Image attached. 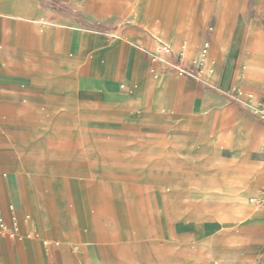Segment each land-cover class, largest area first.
I'll return each instance as SVG.
<instances>
[{"label":"rangeland","instance_id":"obj_1","mask_svg":"<svg viewBox=\"0 0 264 264\" xmlns=\"http://www.w3.org/2000/svg\"><path fill=\"white\" fill-rule=\"evenodd\" d=\"M134 3L135 0H29L26 4L29 12L40 19L79 33L101 32L110 45L126 40L134 43V36L123 33L124 26L131 24L128 15L136 13ZM135 48L142 51L139 45ZM168 48L165 51L160 46L154 52L150 49L144 65L149 73L190 82L191 87L180 98L198 100L195 115L209 109L223 110L227 115L220 121L221 128L227 132L235 115L225 107L232 105L264 129L259 112L264 109V100L238 86L225 87L230 73L222 78L225 82L211 86L215 73L210 71L200 49L186 56L182 44L177 54ZM71 51H76L75 44ZM91 55V51L84 53L73 69L76 73L67 72L66 66H55L48 75L51 84L42 86L37 82L31 88L40 90V97L32 95L29 101L26 89L12 91L19 95L20 105L9 108L12 112L18 110V114L13 124L4 126L8 141L0 143V174L8 178L19 198L16 203L9 202L0 179V202L8 205V213L4 206L7 229L0 227L1 264L9 239H15L28 257L34 258L36 252L41 255L37 256L38 264H264V209L247 213L238 208L245 202L258 205L251 198L264 185V178L257 186L254 179L246 180L241 188L246 200L240 194L241 200L208 192L207 179L212 169L205 168L206 156L200 157L196 172H188L190 179L158 175L151 163L140 164L148 147L159 142L172 148L194 141L202 121L199 116L177 118L167 109L158 114L136 111L126 103L135 88L125 79L117 78L115 87L108 89L94 85V75L87 72ZM73 56L67 53L65 58ZM193 59L202 60L204 69L195 68ZM176 64L182 65L186 73L179 74ZM237 75L235 79L239 80ZM62 83L71 85L64 89ZM215 93L223 97L222 103L211 100ZM234 125L239 126V133H252L241 121ZM219 131L211 127L209 133H201L199 143L206 146L212 139L219 144ZM217 144L209 150L218 151V157L225 162L264 160L263 152L250 155L246 137L239 139L237 147L241 152ZM96 145L99 148L91 151ZM136 145L144 149L138 150ZM192 147L187 148L188 152ZM179 154L187 165V153ZM212 167L216 173L218 167ZM182 170V176L186 175ZM215 173L212 180L218 179ZM15 223L17 233L9 236ZM202 244L208 251L207 260L199 257L195 248ZM13 246L12 252L17 253L15 243Z\"/></svg>","mask_w":264,"mask_h":264},{"label":"crops","instance_id":"obj_2","mask_svg":"<svg viewBox=\"0 0 264 264\" xmlns=\"http://www.w3.org/2000/svg\"><path fill=\"white\" fill-rule=\"evenodd\" d=\"M123 1L128 2V0ZM28 2L29 0H0V11H2V13L0 12V120L7 116L5 121H0L3 123L0 129V143L8 141L5 140L4 126L13 124V121L16 120L15 116L18 114V110H16L17 112L10 110L20 105L17 102L19 95L13 94L12 91L26 89L29 101L32 95L40 97V90L31 89L34 88V84L37 82L41 85L51 84L48 75L54 72L52 69H55V66L57 69L66 66L67 72L76 73L73 72V69L77 68L80 58L84 53L91 51L94 55L90 56L87 72L94 75L96 87L104 89L115 87L116 79L122 78L129 84H133L135 88V91H131V95L126 98V103L136 111L158 114L167 109L169 113L179 116L177 118L181 119L180 116L183 115L199 116L202 121V129L194 141L182 147L172 148H167L159 142L157 145L148 147L149 149L139 163H151L153 169L158 171V175L173 177L182 174L172 168V152L187 153L190 162L184 167V170L190 168L191 170L188 172H196L200 157L206 156L208 162L205 168L212 169V173L207 179L208 183L213 179L216 170L209 167L208 163L210 159L218 157V151H210L208 147L199 143V140H201V133H209L211 127L222 130L220 121L227 113L223 110L209 109L203 115H195L198 100H182L183 98H180L191 87V83L172 75L149 73L143 61H147L146 52L150 53V49L154 52L164 44L171 48L172 54L179 53L176 49L181 44L182 46L187 44L186 56H189L191 52L200 49L203 41H209V50L204 56H206L212 72L214 70L215 73V79L213 82L210 81V85L216 86L225 82L222 78L225 73H230L227 85L224 84L225 87L229 86L231 89H235L238 86L239 89L242 88L243 92L248 91L258 100H264V0H135L132 8L136 13L128 15L127 20L131 24L123 28L124 34L135 37L134 43L126 40L110 45L105 43L101 32L79 33L56 22L35 17L28 10L30 8L26 4ZM74 44L76 51H71ZM138 45L143 53L135 48ZM69 46L71 48L66 49ZM67 53L70 55L74 53V56L66 59ZM140 53L141 58L138 56ZM256 58L260 59L258 67L261 69V76L259 80L248 82L242 80L240 76V79L236 80L235 76L240 73L239 70L244 62ZM26 85H30V87ZM69 85L71 84L62 83L64 89ZM32 90L39 91V95L34 94ZM210 97L212 101L218 103H222L224 100L217 93L211 94ZM239 100L247 104L245 100ZM225 110L235 115L233 125L241 121L245 128H251L252 133H237V135L239 134L238 139L247 138L250 155L253 152H263L264 157V129L232 105H227ZM184 120L186 119L184 118ZM103 125L109 124L104 122ZM235 143L237 141L222 138L218 146H232L241 152V148L232 145ZM190 145L194 147L188 152L187 148ZM105 147L112 148L108 145ZM98 148L99 145H96L92 147L91 151L95 152ZM135 148L144 149L141 145H136ZM254 162L258 170L262 165L264 166V163H261L263 161ZM213 164L218 165L219 163L215 161ZM188 172L186 171V173ZM257 174L253 180L256 186L258 181L264 178ZM190 177L189 174V179ZM0 179H3L6 186L9 202L16 203L19 198L16 195L18 191L12 190L7 177L0 174ZM194 181L200 183L198 178H194ZM1 193L3 194L2 190H0L2 199ZM257 193L255 194L257 195ZM2 205L4 210L3 201ZM7 206H5L6 213H8ZM16 206L18 205L16 204ZM2 216L4 219L6 218L5 215L2 214ZM21 226L24 229L25 224L22 223ZM22 232L24 233L23 230ZM13 243L19 253L18 256H16L17 253L12 252ZM16 243L15 239L6 241L5 252L1 257L4 264H17V260H19V264L27 262L38 264L37 261L40 258L37 256L41 255L36 252L34 258H30L24 248ZM204 244L200 248L197 246L195 248L198 256L207 260L208 251L205 250ZM30 246H32L31 241Z\"/></svg>","mask_w":264,"mask_h":264},{"label":"bare ground","instance_id":"obj_3","mask_svg":"<svg viewBox=\"0 0 264 264\" xmlns=\"http://www.w3.org/2000/svg\"><path fill=\"white\" fill-rule=\"evenodd\" d=\"M49 29H50V27H49ZM53 33H54V30H53ZM182 48H183L182 49L183 53L186 55L188 52L187 44H184L182 46ZM259 60H260L259 58H256L255 60L252 59L250 61H245L241 67V72L239 73V76L241 78H244V80L248 81V82L258 81L260 76H261V69L258 67L260 65ZM239 130H240L239 126L232 125V127H230V129L227 132H224L223 130L219 131V133L217 135V139L221 140L222 138H225V139H228L229 141L235 140V141H237V143L232 144V145L237 146L239 144V139H238L239 137L237 138V136L239 135V134L237 135V133H239ZM225 142H227V141H225ZM216 144L217 143L211 139V140L207 141L206 147H208V149H209L211 147V145L215 146ZM215 161H218L219 164L218 165L213 164ZM262 161L263 162H261V163H264V160H262ZM208 164L210 167H212L214 165H216L218 167L217 172L215 173L216 176H218V179L210 181L209 187H208L209 193H225L227 196L229 195V196L240 197L241 200H242V197L240 196V194H242L243 200H246V197L243 194V191L241 190V188L244 187V185H243L244 182L248 179H254V177L257 173L260 176L264 177V166L262 165V167L258 170V168L255 166L256 163L252 160L245 159V160H240V161H235V162H228V161L225 162V161L221 160L219 157H216V158H213L212 160L210 159ZM184 167H186V165L180 159L179 152L178 153L172 152V168L175 171H177L183 175V173H181V172L183 171L182 169H184ZM186 171L188 172L189 170H185V172ZM182 175H180L182 178L189 177L188 173H186V175H184V176H182ZM0 189H2V188H0ZM257 192H259V191H257ZM206 205H207V203H206ZM238 208H239V211L251 213V212H254L256 209H264V202L258 203V205H253L251 203L249 204V202H247V203L245 202V203L238 204ZM200 210H201V208H200ZM2 214L4 215L3 205H1V215ZM193 216H195V215H193ZM3 220H4V218H3ZM6 222H7V220H6ZM4 227L6 228V225ZM17 230H18V228L16 227V223H15V224H13V226L10 229L9 236H13L14 234H16Z\"/></svg>","mask_w":264,"mask_h":264},{"label":"built area","instance_id":"obj_4","mask_svg":"<svg viewBox=\"0 0 264 264\" xmlns=\"http://www.w3.org/2000/svg\"><path fill=\"white\" fill-rule=\"evenodd\" d=\"M163 48V50L168 51V46L167 45H162L161 46ZM209 50V41H203L200 47V51L202 56H204ZM152 60H155V57H152ZM193 64L195 67H198L200 69L203 68V62L202 60H195L193 59ZM178 68V73L179 74H183L186 73V70L182 67V66H177ZM210 71H212V68H210ZM209 71V72H210ZM259 112L261 113V117L264 118V109H260ZM251 201L254 203H263L264 202V185L260 188L259 192L257 193L256 196L251 198ZM4 220L3 217L1 215V202H0V227H4ZM1 264V262H0Z\"/></svg>","mask_w":264,"mask_h":264}]
</instances>
